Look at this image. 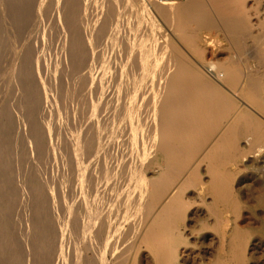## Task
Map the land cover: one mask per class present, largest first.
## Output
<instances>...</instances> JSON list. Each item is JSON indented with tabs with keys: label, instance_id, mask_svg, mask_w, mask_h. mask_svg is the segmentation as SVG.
I'll list each match as a JSON object with an SVG mask.
<instances>
[{
	"label": "bare ground",
	"instance_id": "6f19581e",
	"mask_svg": "<svg viewBox=\"0 0 264 264\" xmlns=\"http://www.w3.org/2000/svg\"><path fill=\"white\" fill-rule=\"evenodd\" d=\"M0 264H264V0H0Z\"/></svg>",
	"mask_w": 264,
	"mask_h": 264
},
{
	"label": "rangeland",
	"instance_id": "374dc122",
	"mask_svg": "<svg viewBox=\"0 0 264 264\" xmlns=\"http://www.w3.org/2000/svg\"><path fill=\"white\" fill-rule=\"evenodd\" d=\"M184 1H185V0H184ZM158 23H159L161 26L164 25V22H163V21H160V20H159ZM225 51H226V50H225ZM225 51H224L222 54H220V56H226V53H228V52H225ZM122 56H127V54H123Z\"/></svg>",
	"mask_w": 264,
	"mask_h": 264
}]
</instances>
